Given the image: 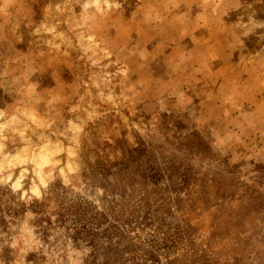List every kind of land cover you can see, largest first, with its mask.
Instances as JSON below:
<instances>
[{
  "label": "rangeland",
  "instance_id": "1",
  "mask_svg": "<svg viewBox=\"0 0 264 264\" xmlns=\"http://www.w3.org/2000/svg\"><path fill=\"white\" fill-rule=\"evenodd\" d=\"M0 0V264H264V0Z\"/></svg>",
  "mask_w": 264,
  "mask_h": 264
},
{
  "label": "trees",
  "instance_id": "2",
  "mask_svg": "<svg viewBox=\"0 0 264 264\" xmlns=\"http://www.w3.org/2000/svg\"><path fill=\"white\" fill-rule=\"evenodd\" d=\"M33 2V8L39 10V7H42L46 4L47 0H31Z\"/></svg>",
  "mask_w": 264,
  "mask_h": 264
}]
</instances>
